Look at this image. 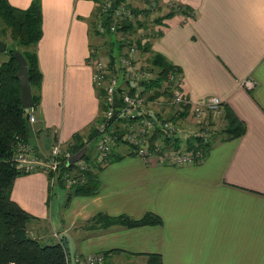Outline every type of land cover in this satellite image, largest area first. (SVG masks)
<instances>
[{
    "label": "crops",
    "instance_id": "crops-1",
    "mask_svg": "<svg viewBox=\"0 0 264 264\" xmlns=\"http://www.w3.org/2000/svg\"><path fill=\"white\" fill-rule=\"evenodd\" d=\"M9 1L26 8L32 0ZM39 1L41 34L32 49L40 79L33 121L25 109L24 140L38 159H47L54 137L71 152L96 137L104 103L87 61L94 50L116 68L125 46L117 35L97 32L94 0ZM158 3L159 22L145 40L172 65L185 97L223 101L242 126L240 136L215 142L191 165L144 162L123 144L97 170L90 147L85 153L93 161L82 158L86 169L97 170V194H73L67 201L71 190L57 174L41 169L13 180L11 200L33 217L32 237L65 245L68 264H75V255L108 251V258L157 254L162 264H264V0ZM129 23L134 34L135 22L121 26ZM120 75L119 94L131 83ZM118 121L111 123L115 132L126 126ZM149 212L160 224L126 229L97 219L124 214L137 220Z\"/></svg>",
    "mask_w": 264,
    "mask_h": 264
},
{
    "label": "trees",
    "instance_id": "trees-1",
    "mask_svg": "<svg viewBox=\"0 0 264 264\" xmlns=\"http://www.w3.org/2000/svg\"><path fill=\"white\" fill-rule=\"evenodd\" d=\"M101 1L94 0L98 4L97 11ZM122 1L124 0H116L118 4H121ZM39 2V0H32L28 7L17 8L9 0H0V18L5 22L0 25V40L6 44L5 52L8 55L6 60L0 62V264H68L65 245L59 242L45 244L29 235L27 225L33 217L21 209L10 197L13 180L22 174L15 168L11 160L16 147L15 138L25 141V109L21 108L19 84L14 77L18 67L13 52L19 51L26 61L34 106L37 97L34 89L38 86L40 74L34 59L35 54L32 46L41 34V8ZM125 5L132 10L134 17H138L142 13V10L138 8L131 7L129 4ZM143 12H146V10L143 9ZM156 16L154 24H158L160 19L158 15ZM137 22L140 24L139 21ZM131 26H133L132 23H129L126 28ZM137 45H139V52L148 54L147 63L143 68L155 75V78L151 79L146 85V89L153 93L149 98L153 99V97L160 94L168 95L166 93L167 89H165V92H159V90L163 85L166 74L175 71L172 65L166 62L159 53L151 49L150 40H145L144 43L138 42ZM153 111L154 109L152 112L145 109L148 116L156 115L160 117V115H163L161 111L156 114ZM188 113L190 111L186 107L182 111H175V114L168 116L167 120L172 121L175 124L174 128L181 131H177L175 136L167 137L160 128H156L150 137L151 144L160 142L162 147H168L173 152L176 148L181 147L189 152L196 150L205 152L215 142L234 139L240 136L239 134L242 132L241 124L238 123L228 108L224 107L222 113L226 124L221 129V135L216 132V126L213 129H211V126L206 138L191 137L179 125L183 122L181 121L182 117H185V114ZM88 140L84 139L80 144L73 146L71 148L73 155L83 152V150L87 152ZM83 157L92 161L86 153ZM113 158L111 157V159ZM117 158H120V156ZM93 165L97 170L99 169L97 161ZM72 168L73 164L67 165V162H64L60 170L70 171ZM97 170L86 169L77 175L74 172L76 176L75 183L62 181L63 183L60 184L71 190L67 194L66 200L68 201L73 194L81 196L97 194L99 190ZM57 179L61 182L59 174ZM97 219H101L105 226L119 225L126 229L160 224V219L150 212L137 220L124 214L114 216V218L99 215ZM106 219L107 221H105ZM146 257L148 259L145 264H162L161 257L157 254H147Z\"/></svg>",
    "mask_w": 264,
    "mask_h": 264
},
{
    "label": "built area",
    "instance_id": "built-area-1",
    "mask_svg": "<svg viewBox=\"0 0 264 264\" xmlns=\"http://www.w3.org/2000/svg\"><path fill=\"white\" fill-rule=\"evenodd\" d=\"M143 9L151 15H155L158 7V0H144ZM100 20L97 25V32L101 35H117L119 34V26L125 22H131L134 18L132 10L123 4H118L116 0H102L99 5ZM119 40L125 46L126 56L116 58L118 70L121 69L125 79L130 83L128 92L121 93L120 103L115 102L117 95V80L118 70L109 62L103 61L96 55L94 50L88 58L87 64L91 69V81L93 85L99 89L103 95L104 109L102 118L96 125V137L89 139L88 148L93 147L96 150L97 162L102 164V159L99 154L111 152L115 146L127 145L131 151H135L137 157H140L144 162L154 160L170 161L176 165H191L197 161H201L203 154L200 150L187 151L183 147L176 148L173 152L168 147H162L160 142L151 144L150 137L156 128L167 136H175L177 129L175 124L166 118L158 116H148L145 113V107L140 106L142 103V93L146 91V84L152 79V73L137 66L135 54L138 50L137 44L130 42L126 35L120 34ZM141 67V69H140ZM114 70V71H113ZM172 72H168L165 76L162 87L159 92L165 87H168L170 93V104L178 107L179 111L188 108L190 113L185 114L186 120L192 123L189 129L185 132L191 137L206 138L209 134L210 127L213 129L216 119L222 116L223 101L219 97L209 96L199 101H193L185 97L181 90V82L175 78ZM244 85L251 87L250 81H244ZM27 119L34 120L32 107L27 108ZM115 118H119L118 124L123 127V130L115 132L112 130V125ZM123 118V120H122ZM183 130V129H182ZM184 131V130H183ZM16 147L12 155V163L15 168L24 174L39 172L41 169L50 171L51 173L59 174L61 181L67 183H75L76 175L82 173L86 169L85 160L81 158L73 162V168L69 170H60L62 163L67 162L73 156L71 151L62 148L60 141L57 144L53 143L50 147L49 156L47 159H38L33 146L15 138ZM66 165V164H65ZM75 169L74 171H72ZM75 264H103L104 257L101 253L92 255H75Z\"/></svg>",
    "mask_w": 264,
    "mask_h": 264
},
{
    "label": "rangeland",
    "instance_id": "rangeland-1",
    "mask_svg": "<svg viewBox=\"0 0 264 264\" xmlns=\"http://www.w3.org/2000/svg\"><path fill=\"white\" fill-rule=\"evenodd\" d=\"M128 1V3L130 4V6L131 7H133L132 5H134L136 8H138V9H140V10H142V13L138 16V17H134L133 18V20L131 21V22H135V25H134V27H135V29H134V31H135V33L134 34H131L130 32H131V28H126V26H119V30L118 31H120L119 32V34H117V36H118V38H119V35L120 34H123V35H126V37H127V39L130 41V42H132V43H134L135 45L138 43V42H140V43H144V40L146 39V37H148L149 35H150V28H152L154 25L156 26L157 24H154V20L156 19V13H155V15H151V14H149L148 12H143V2H144V0H124V1H122L121 2V4H123V5H125L126 4V2ZM102 2V1H101ZM120 4V5H121ZM98 6V5H97ZM158 14V13H157ZM100 15V14H99ZM137 18V19H136ZM137 21H139L140 22V24H138V22ZM4 24L5 22L0 18V25L1 24ZM139 25H141V26H139ZM128 29V30H127ZM104 35H108V34H104ZM0 36H1V32H0ZM1 38V37H0ZM136 39H139V41H137ZM120 41V40H119ZM137 48L139 49V45H137ZM126 56L127 55V52L124 50L123 52H122V54H120L118 57H120V56ZM117 57V58H118ZM8 58V55H7V53L5 52V51H3V52H0V59H2L3 61L4 60H6ZM102 59V58H101ZM147 59H148V54H144V53H142V52H139L138 50H137V52H136V54H135V58H133V61L135 60V63H136V65L137 66H141V67H143L144 65H145V63H147L146 61H147ZM103 60V59H102ZM111 65H113V63L111 62ZM147 66V65H146ZM141 67H140V69H141ZM115 68V67H114ZM119 68V66H116V70ZM114 71V70H113ZM120 74H122V77L125 79V77H124V75H123V72L121 71V69L120 70H118V80H117V83H119V80H121V75ZM155 78V75H153L152 76V79H154ZM126 82V81H125ZM123 88H126L125 87V85H123L122 86ZM120 91V88L118 89V91H117V95H116V99H115V102H117V103H120V99H121V94H119L118 92ZM126 91H124V93H125ZM153 95V93H152V91H148V89H146V91L144 92V93H142V103H140V106H143V107H145V109L146 108H151L152 107V109H155V110H158L159 112L161 111V113L163 114V115H160V117H165L166 119H168V116H170V115H173V114H175V111H178L177 110V107L175 106V105H173V104H170V99H169V96L168 95H164V94H160L159 96H156V97H153V99L151 100L149 97H151ZM150 99V100H149ZM102 100H103V98H102ZM104 101V100H103ZM104 107V106H103ZM161 109V110H160ZM222 110H223V108H222ZM153 116H156V115H153ZM101 118H102V114H101ZM222 118V119H221ZM28 120V119H27ZM101 120V119H100ZM29 121V120H28ZM100 122V121H99ZM98 121H97V123H99ZM225 122V120H224V117H223V115L222 116H220L218 119H216V122L214 123V126H216V132H219V134L221 135L222 133H220L222 130V125H223V123ZM97 123H96V125H97ZM180 127L181 128H183V130L185 131V129H189L191 126H192V123H190V121H188V120H186V122L185 121H183V122H181L180 124ZM95 128H96V126H95ZM218 134V135H219ZM217 138H219V137H217ZM216 138V139H217ZM54 142L53 143H58L57 142V139H56V137H54ZM222 142V141H221ZM60 144V143H59ZM53 144H51L50 145V147L52 146ZM49 147V148H50ZM64 149V148H63ZM89 149V148H88ZM50 150V149H49ZM50 152V151H49ZM64 152H67V151H65V149H64ZM112 152V151H111ZM111 152H109V153H107V154H105V156L103 157V155H101V154H99V156H101V158H103L102 159V164H100L99 163V166L100 167H103V166H105L108 162H110L109 160V158H110V155H111ZM131 153H133V154H137L135 151H131ZM202 154H203V157H202V160H203V158H204V154H205V152H202ZM72 158V157H71ZM71 158H69V159H71ZM69 159H68V161H69ZM201 160V161H202ZM93 161V160H92ZM201 161H197V162H195L194 164H198V163H200ZM144 216V215H143ZM113 217V216H112ZM114 218V217H113ZM141 218H142V216H141ZM105 221H107V219L105 220ZM27 230L29 231V223H28V225H27ZM29 235H31L30 233H29ZM112 251H108V252H95V253H101L102 254V256L104 257V260H105V257H106V262H109L110 264H145L146 263V261H147V257H146V255L144 256V255H136V256H131V257H126V256H119V257H116V255L115 256H113V257H111V258H108L107 256H104V255H108V254H110ZM118 252V251H117ZM95 253H92V254H95ZM92 254H85V255H92Z\"/></svg>",
    "mask_w": 264,
    "mask_h": 264
},
{
    "label": "water",
    "instance_id": "water-1",
    "mask_svg": "<svg viewBox=\"0 0 264 264\" xmlns=\"http://www.w3.org/2000/svg\"><path fill=\"white\" fill-rule=\"evenodd\" d=\"M6 44L0 40V52H3L6 50ZM13 57L16 59L17 63V71L15 72V79L17 80L19 84V96H20V102H21V108L27 109L33 107V99H32V93H31V87L30 82L28 78V71H27V65L24 57L19 51L13 52ZM27 117V115H26ZM84 152H80L72 156L69 161L67 160V165L72 164L75 161H78L82 158Z\"/></svg>",
    "mask_w": 264,
    "mask_h": 264
},
{
    "label": "bare ground",
    "instance_id": "bare-ground-1",
    "mask_svg": "<svg viewBox=\"0 0 264 264\" xmlns=\"http://www.w3.org/2000/svg\"><path fill=\"white\" fill-rule=\"evenodd\" d=\"M94 151H95V154H96V150L94 149ZM83 152L85 153L86 152V150H83ZM94 160L95 161H97V158H96V156L94 155Z\"/></svg>",
    "mask_w": 264,
    "mask_h": 264
}]
</instances>
